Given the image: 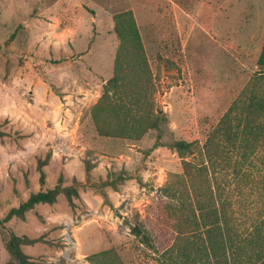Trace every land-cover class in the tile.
Here are the masks:
<instances>
[{
    "label": "rangeland",
    "instance_id": "rangeland-1",
    "mask_svg": "<svg viewBox=\"0 0 264 264\" xmlns=\"http://www.w3.org/2000/svg\"><path fill=\"white\" fill-rule=\"evenodd\" d=\"M127 10L145 62L124 49L119 112L165 118L140 139L102 136L93 118L121 46L115 15ZM263 44L264 0H0V264L11 233L31 240L21 248L37 264H99L90 255L110 249L124 264H162L134 227L157 233L158 249L171 244L153 213L182 170L171 145L203 144L235 103L264 95L263 82L252 89ZM231 156L238 169L218 175L240 224L264 221V142ZM57 186L55 203L3 221Z\"/></svg>",
    "mask_w": 264,
    "mask_h": 264
},
{
    "label": "trees",
    "instance_id": "trees-1",
    "mask_svg": "<svg viewBox=\"0 0 264 264\" xmlns=\"http://www.w3.org/2000/svg\"><path fill=\"white\" fill-rule=\"evenodd\" d=\"M115 31L121 46L114 75L103 84L102 95L93 108V118L102 136L140 139L149 129H160L165 118L158 114L151 116L152 111L146 112L142 107H139L138 117L130 111L124 115L119 112L115 92L122 85L124 49L132 48L131 55L142 59L144 55L141 34L131 10L115 15ZM257 65L259 70L252 89L257 88L259 82L264 84V44ZM259 93L254 90L242 102L235 103L203 144L180 139L171 145L181 158L182 170L169 174L153 206L154 215L168 226L171 244L158 249L153 243L159 236L157 233L146 235L141 227H134L137 234L146 239L144 242L153 246L162 264H264V221L243 227L236 214L234 197L229 192L230 181L218 175L221 170L238 169L231 150L248 149L264 142V95ZM133 96L129 100L135 106L139 102ZM41 176L44 180V173ZM62 192L57 186L34 193L19 207L12 208L3 221L24 216L40 203H55ZM65 192L70 200L78 195L77 190L67 188ZM30 241L14 233L6 237L5 245L11 258L5 264H37L21 248ZM90 258L99 264H124L112 249L94 253Z\"/></svg>",
    "mask_w": 264,
    "mask_h": 264
}]
</instances>
